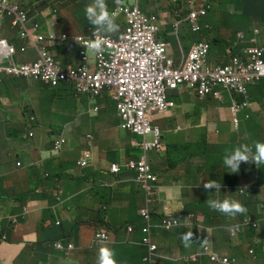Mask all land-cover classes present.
Returning <instances> with one entry per match:
<instances>
[{
	"label": "clouds",
	"instance_id": "clouds-1",
	"mask_svg": "<svg viewBox=\"0 0 264 264\" xmlns=\"http://www.w3.org/2000/svg\"><path fill=\"white\" fill-rule=\"evenodd\" d=\"M82 1L0 0V160L18 168L14 184L0 195V216L19 226L15 253L34 245L47 264H80L90 250L98 252L95 264H264V181L258 176L264 173V0H86L85 7ZM256 1L262 2L259 7ZM125 9L155 26L154 41L165 46L166 66L172 63L174 71H184L196 47H208L196 80L168 88L165 104L146 100L131 119L121 115L115 89L100 88L92 96L72 81L44 80L52 68L69 73L88 66L98 73L93 52L101 38L94 37L119 42L129 27ZM71 10L80 31L69 18ZM79 11L84 14L78 16ZM174 14L179 20H172ZM170 37L188 44L182 63L172 61ZM219 37L224 40L214 43ZM85 40L90 41L84 45ZM57 90L74 93L70 109L61 108ZM81 99L85 105L77 110ZM108 103L116 108L117 127H107L108 121L114 123L104 112ZM215 109L225 110V118L214 117ZM76 110L80 117L73 121L69 116ZM97 121L126 133L123 146L110 133L94 138ZM218 121L229 122L232 134L247 131L249 138L236 148L225 137L221 142ZM74 127L78 133L72 138ZM191 128L195 140L187 135ZM37 130L46 134L41 141ZM84 133L89 141L77 145ZM203 134L213 154L215 147L234 144L223 157L225 172L237 173L241 162L250 161L262 165L257 179L245 173L223 184L216 179L204 183L184 164L178 166L181 176L158 173L170 152ZM29 174L34 177L30 186ZM204 197L211 198L204 203ZM15 199L24 200L17 214L11 211ZM26 202L35 205L29 215ZM250 202L254 208L245 214ZM206 204L210 210L203 208ZM123 218L135 219L125 236L112 227Z\"/></svg>",
	"mask_w": 264,
	"mask_h": 264
},
{
	"label": "built area",
	"instance_id": "built-area-1",
	"mask_svg": "<svg viewBox=\"0 0 264 264\" xmlns=\"http://www.w3.org/2000/svg\"><path fill=\"white\" fill-rule=\"evenodd\" d=\"M118 3L122 4L120 0ZM125 12L129 27L119 42L99 35L94 37L101 38L100 48L93 52L95 60H98L99 72H103L101 77L99 72L83 66L69 73L52 68L44 80L53 84L59 80L72 81L80 90L91 95L93 91L94 95L99 94L100 88L115 89L121 115L124 119H131L146 100L156 99L165 104L168 88L175 89L180 84L196 80L206 64L208 47H196L184 71H174L172 63L166 66L165 46L154 41L155 26L141 21L127 9ZM87 41L90 40L83 41V44L86 45ZM145 170L143 163L140 164V171ZM148 179L151 177L148 176Z\"/></svg>",
	"mask_w": 264,
	"mask_h": 264
},
{
	"label": "trees",
	"instance_id": "trees-1",
	"mask_svg": "<svg viewBox=\"0 0 264 264\" xmlns=\"http://www.w3.org/2000/svg\"><path fill=\"white\" fill-rule=\"evenodd\" d=\"M144 2L148 4L149 0H144ZM261 3H262L261 1L255 2V4L258 7L261 5ZM83 14H84L83 11L78 12V16H81ZM222 35L226 36L225 34H222ZM222 39L223 37L221 38L219 37L218 39L214 40V43L221 42ZM215 46L217 47L219 45L215 44ZM77 50L68 51L65 59H69L70 57H72ZM188 52H189L188 44L184 42V53L188 54ZM81 102H82V99L78 100L77 110H79L80 107H82ZM77 110L74 112L75 116H72V115L69 116V118L72 119L73 121L76 118L80 117L79 112ZM104 112H108V114L112 117L114 123L117 121V117H116L117 112L113 104L108 103V106L106 104ZM108 117H105L104 120H106ZM238 119L241 120L240 122L242 123L245 120V117L244 115H240ZM199 120H201V115H199ZM246 125H247V121H246ZM233 147H234V144L215 147V153L213 154L214 148L213 146L209 145L206 139V135L203 134V135H200L198 138H196V141L194 142V144L182 145L180 146L179 152H170L169 157L166 159V161L160 164V168L157 166V170L159 174H165V173H169L173 171L175 167H178L184 164L187 168L195 170L198 176L201 177V180L204 183L208 179H216L220 181L221 184H223V183L228 182L232 178H238L239 176H242L245 173H247L248 175L252 167V164L250 161H249V164L246 162H241V164L239 165V171L237 173L225 172L227 171V169L225 168L223 164V157L227 152H230L229 149H233ZM1 149L2 147H0V150ZM254 150H255V146H254ZM113 160H114V157L110 156L109 161H113ZM7 161H9L10 163L9 159H7ZM161 161L162 160H158V162H161ZM257 167L261 168L262 165L261 164L257 165ZM257 167L255 166V169H257ZM17 173H18V168L15 170L10 169L8 167V162H6L5 159L2 158V160H0V195L7 194L8 192L7 189L12 184H14V181H15L14 178L17 175ZM188 174L189 172L187 173V175ZM258 176L260 180L264 181L263 172H259ZM179 179H180L179 177H176L173 180L178 181ZM207 198H211V197H204L203 199L204 203H206ZM15 201H17V199H15ZM255 201L256 203H258L259 199L256 198ZM17 202L15 203V206H13L11 210L13 213L16 212V214L23 206L24 200L19 199ZM26 207H27L28 215H29L30 214L29 211L31 209H34L35 205L33 204V202H26ZM253 208H254V204L252 202L248 203L245 209V214L252 212ZM57 215L60 216L64 214L61 212H58ZM18 219L21 225L25 223V220H23L22 215H20ZM0 227H1V231L4 236V238L0 240L1 247L11 248L10 249L11 251H9L8 255L0 256V259L2 258L0 260V264H8L7 257L10 258L11 262L10 261L9 262L11 264H12V259L14 260L15 264H21V262L18 260V257L16 256L15 248H14V241L17 238L19 231H20L19 226L12 224L10 220L0 216ZM257 255L259 257L263 256L261 249L258 250ZM97 257H98V252L94 250H90L86 252L80 258L79 263L80 264H95L97 261Z\"/></svg>",
	"mask_w": 264,
	"mask_h": 264
},
{
	"label": "rangeland",
	"instance_id": "rangeland-1",
	"mask_svg": "<svg viewBox=\"0 0 264 264\" xmlns=\"http://www.w3.org/2000/svg\"><path fill=\"white\" fill-rule=\"evenodd\" d=\"M73 12H74L73 10L70 11L69 18L72 21L75 29L77 31H80L79 30L78 20L75 18ZM172 20H176L177 21V20H179V17L174 14V17L172 18ZM183 28H185V27H183ZM102 31L109 32V31H105V30H102ZM223 32L227 35V38L229 39L230 38L229 33L226 30H223ZM5 35L10 36V33L7 32V33H5ZM189 38L192 39L193 37L192 36H189ZM175 39H176V37H170L169 38V42H172ZM195 44H196V42H193V41L191 42V45L192 46H194ZM170 53L172 54V61H175L176 62L177 61V59H176L177 56L174 54L172 48H170ZM56 93H57V96H60V99L62 101V107L61 108L64 109V110L70 109L71 108V103L70 102L72 100V97H73L74 93L71 92V91H68L67 92V91H61V90H57ZM169 94L172 95L173 92L172 91H169ZM42 105L45 106V108H50L48 102L45 99L42 100ZM61 112L62 111H60V113ZM108 116L109 115H107V117ZM119 123H120L119 122V119H117V121L115 123H113V124H109V121H108L107 122V127H117L119 125ZM197 124H193V126L196 129L199 128V126ZM52 125L55 126L56 123H53ZM216 125L218 127L217 132H218V134L220 136L221 142H223V138L225 137L226 142L236 143L234 148L239 147L241 144H244L245 140H247L249 138V136H250V134L247 131H244V130H241L238 135H236V133L235 134H232L231 133V129L229 127L230 126V123L229 122H221V121H218V122H216ZM17 127H18L17 125L13 126V128H11V126H10L9 129L10 130L11 129H17ZM107 127L102 126V125H99V121H97L95 123V132L93 133L94 138L97 135L96 133L101 134V135L109 134L110 133V134L113 135V137L115 139H117L118 144H119V147H122L123 144H124L125 138H126V133L123 132V133L119 134L115 129H111V128H107ZM69 131L72 133V138H74L76 136V134L78 133L77 127H74L71 130H69ZM36 133H40V135H41V136L40 135H37V139L39 141H41L43 139L42 136H46L45 132H40V131L37 130ZM85 135H86V133L82 134V137H84V138L80 139L78 141L77 145H79L82 142H88L89 141L90 138H88V140H87V137ZM187 135L189 136V138H192L193 140H195V130L194 129H192V128L189 129L187 131ZM2 155L4 157H8L6 151H2ZM261 171H262V168H261ZM175 172H179L178 174H180V176H181V171H180V169L178 167H175V169L173 170V173H175ZM248 178L249 179H253V180H256L257 179V170L255 169V165L254 164H252L251 170H250V172L248 174ZM160 181H163V180L160 179ZM27 182H28L29 186L31 184H33L34 177L29 174L27 176ZM198 198L200 199L199 194H198ZM203 208H207V210H210V208L208 207V205L205 206V207H203ZM210 212H211V215H213V216L215 215V212L213 210H211ZM134 220H135L134 218H123V219L119 220L118 222H115L112 227H119L120 230H121L122 235L125 236V232H124L125 227L127 225L133 223ZM30 223L33 224V220H30ZM126 240H130V238H126ZM243 252H244V250H243ZM16 256L18 257V260L21 262V264H47V262H43L40 259L39 254H38V251H37V249H36V247L34 245H32L31 247H28V248L18 249L16 251Z\"/></svg>",
	"mask_w": 264,
	"mask_h": 264
},
{
	"label": "crops",
	"instance_id": "crops-1",
	"mask_svg": "<svg viewBox=\"0 0 264 264\" xmlns=\"http://www.w3.org/2000/svg\"><path fill=\"white\" fill-rule=\"evenodd\" d=\"M83 2V5H84V7L86 6V0H83L82 1ZM169 45H170V48H172L173 49V52H174V54L177 56V62L178 63H182V60H183V51H184V42H183V40H181V39H178V40H176V41H174V42H172V43H170L169 42ZM224 50V48L223 47H221L220 48V52H222ZM81 104L82 105H85V101L84 100H82V102H81ZM212 113H214L215 114V116L214 117H217L219 114L221 115V116H223L224 118H225V110H220V109H218V110H213L212 111ZM209 113L208 114H206L205 116H204V120L201 122V125L202 126H205V124H206V119L209 117ZM215 119V118H214ZM186 121H188V118L187 119H184V120H182V122H186ZM193 124H195V123H193ZM192 124V125H193ZM208 125V124H207ZM166 197L167 198H169L170 196L168 195V194H166ZM11 248H5V247H0V256H4V255H8V253H9V250H10ZM2 259V258H1ZM0 259V260H1Z\"/></svg>",
	"mask_w": 264,
	"mask_h": 264
}]
</instances>
